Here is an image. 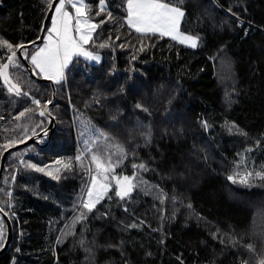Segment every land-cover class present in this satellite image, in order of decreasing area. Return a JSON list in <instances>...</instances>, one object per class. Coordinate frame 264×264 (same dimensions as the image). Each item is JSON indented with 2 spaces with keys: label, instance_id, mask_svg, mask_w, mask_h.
Wrapping results in <instances>:
<instances>
[{
  "label": "trees",
  "instance_id": "obj_1",
  "mask_svg": "<svg viewBox=\"0 0 264 264\" xmlns=\"http://www.w3.org/2000/svg\"><path fill=\"white\" fill-rule=\"evenodd\" d=\"M162 1L182 8L179 31L198 37L197 47L130 28L127 0H104L103 11L101 0H86V16L99 25L88 46L102 60L73 58L55 83L50 139L43 135L7 156L0 208L13 235L0 264H258L264 242L250 226L264 221L253 205L262 188L243 196L249 203L235 201L227 193V166L198 149L211 146L215 158L239 151L264 167V0ZM50 3L0 0V40L13 46L35 40ZM8 55L0 47V64ZM16 60L9 73L28 95L9 92L0 79V160L8 142L48 125L39 113L52 86L32 78L18 53ZM94 154L114 169L109 192L89 212L79 201L97 172ZM114 174L131 178L123 199ZM171 195L189 202L201 226L181 220L166 201ZM214 228L232 241L220 243L209 232ZM6 234L0 214V248Z\"/></svg>",
  "mask_w": 264,
  "mask_h": 264
},
{
  "label": "snow or ice",
  "instance_id": "obj_2",
  "mask_svg": "<svg viewBox=\"0 0 264 264\" xmlns=\"http://www.w3.org/2000/svg\"><path fill=\"white\" fill-rule=\"evenodd\" d=\"M103 2L101 0V11H103ZM71 5L75 9V25H73L74 17L65 10V5ZM128 16L126 23L130 28H134L136 32L143 34H159L160 36H171L173 39H179L180 43H186L191 47H197L198 37L184 35L179 32V26L185 13L181 7L174 6L169 3L162 2V0H127ZM56 15L52 18V28L48 29L49 35L45 37V44L39 48L35 54L31 55V63L39 73H43L47 79L59 83L64 79L65 69L68 67L70 61L74 56H83L89 60L98 61L99 57L93 55L84 49L83 45L88 44L92 40V33L99 26L91 23L86 16V10L82 0H59V4L55 6ZM103 23V21H101ZM75 33V35L73 34ZM55 37V38H53ZM106 44H101L100 47H106ZM0 47L7 48L10 55L7 56V62L0 64V78L8 85V91L14 92L16 95H28L22 93L19 83H13L9 76V68L16 67L18 62L16 60V49H24V45L13 46L6 40H0ZM143 51V48H141ZM135 59V57H133ZM37 106L40 105L39 100H33ZM52 103L51 101L47 102ZM137 107H141L137 105ZM27 111L21 112L23 117ZM47 111V104L44 105V110L40 111L39 115L44 116ZM35 135V133H33ZM102 135V134H101ZM22 142V141H20ZM89 141H85L86 148ZM5 148L12 147V142H8ZM123 151L122 149H118ZM77 160L81 157L77 156ZM92 162L95 164L97 175L92 177V186L88 189V201L84 203L83 207L91 212L100 198L107 193L111 185L103 182L107 180V173L112 170L111 164H106L100 155H92ZM60 163V162H57ZM65 168L71 167V164H64ZM29 167H35L29 165ZM143 167V165H140ZM37 171L43 172V168H37ZM51 174V173H49ZM253 175L247 173L241 177L240 183H248V176ZM256 176L264 179V172L255 173ZM58 178V177H57ZM119 189L116 195L121 199L128 196L133 189L131 178L129 177H113ZM230 180L233 177H229ZM95 194V199L93 196ZM3 208H0V212ZM83 215L79 219H83ZM59 242V241H58ZM251 245L249 248L251 249ZM264 264V260L260 261Z\"/></svg>",
  "mask_w": 264,
  "mask_h": 264
},
{
  "label": "rangeland",
  "instance_id": "obj_3",
  "mask_svg": "<svg viewBox=\"0 0 264 264\" xmlns=\"http://www.w3.org/2000/svg\"><path fill=\"white\" fill-rule=\"evenodd\" d=\"M82 3L84 5V7H85L86 0H82ZM57 4H59V1L56 3V5ZM65 10L68 11L74 17L73 25H75V15H76L75 9H73L71 7V5L66 4L65 5ZM55 15H56V12H55V7H54V10L52 12V16L50 18V23H49V25L47 27V30H46V33L44 35L42 43L39 46H36L32 50V52L30 54H28V61L30 62L31 65H32V63H31V55L35 54V52L39 48L44 46L45 37H47L49 35L48 29L52 28V26H53L52 18ZM90 21H91V23H94L92 20H90ZM180 33H182V32H180ZM73 34L75 35V33H73ZM183 34L184 35H188V34H185V33H183ZM188 36H191V35H188ZM53 38H55V37H53ZM83 47L88 52L92 53L95 56H98L99 60L98 61L89 60V59H87V58H85L83 56H74V57H80V58L84 59L85 61H87L89 63H92V64H98V63L101 62L102 55H101V53L99 51L91 49L88 46V44L83 45ZM72 60L70 61L69 65L71 64ZM69 65H68V67H69ZM32 66L35 69L34 65H32ZM35 70H36V73L38 75L44 76L43 73H39L38 69H35ZM61 82H59V83H61ZM229 98H231V96ZM230 130H233V127ZM239 134L242 135L240 132H239ZM234 140H239V137H237V139H234ZM211 150H212L211 146L203 145V149L202 148L198 149V152L201 153L202 151H206V153L210 155L212 160L216 161L221 168H223V166H227L224 169L225 172L229 171V173L227 174V178H226V183L228 185L227 193H229V195L235 201L246 202V201H249L248 198H246V197L243 198L244 195H247L246 193H251L252 191H254L257 188H262L260 190L261 191V197L255 198V203L256 204L253 203V205L256 206L257 208L258 207L262 208L263 212H264V189H263L264 188V179H261L260 177L255 175V173H257V172H264V167H261L260 165H258V162L255 159H245L244 156L239 151L235 152L233 155H227V156H221V157L215 158L213 155H211ZM247 173H252L253 174L251 176H248V178H247L248 179V183H246V184L245 183H240L241 177L245 176ZM94 175H97V172L93 173V174L91 173L89 175V177L87 178V182H86L85 188L83 190V193H82V195L80 197V201H79V204L82 207H83L84 203L88 201V189L92 186V177ZM106 175H107V180L103 181V182H105V183L110 185L108 180L111 177V174L108 172ZM186 175L188 176V173H186ZM229 177H233V179L230 180ZM108 192H109V189H108L107 193ZM107 193H105V194H107ZM95 198L96 197H95V194H94L93 199H95ZM239 198H243V199L242 200H238ZM169 199L171 201L172 207L175 208L174 210L176 211L177 215L181 216V220L182 219L185 220V221L186 220H190V221L196 222L198 225L201 226L202 222H198L200 220V217L195 213L194 209L191 208L189 202H187L185 199H182L181 196H176V195H171L170 197H168L166 199V201H168ZM246 203H249V202H246ZM153 205L154 204L150 205L149 209H151L153 207ZM78 209L82 210L83 208L78 207ZM262 214H263L262 212H259L260 217L262 216ZM143 217L144 216H141V218H143ZM173 220H172V222H173ZM164 222H165V220H164ZM73 224H74V220L70 219L68 221L67 225H66L67 229H69L71 232L73 231ZM250 229H251V231L255 232L253 234L254 236H258L259 240L261 242H264V221H261V219H259L256 223H254L253 225L250 226ZM209 232L211 233V235L213 237L215 235L216 238L219 239L218 241L220 243H221V241H226V240H227V242L232 241L230 237H227V239H224V236H226V234L224 232H222V231H219L217 228H214V229H212V231H209ZM238 239L240 240V238H238ZM82 241L84 243H86L87 239L83 238ZM256 258L258 259V264H260V261L264 260V251L261 252L259 257H256ZM57 264H60V263H57ZM242 264H247V263H246V261H244Z\"/></svg>",
  "mask_w": 264,
  "mask_h": 264
},
{
  "label": "water",
  "instance_id": "obj_4",
  "mask_svg": "<svg viewBox=\"0 0 264 264\" xmlns=\"http://www.w3.org/2000/svg\"><path fill=\"white\" fill-rule=\"evenodd\" d=\"M59 0H51V3H50V6L48 8V11L45 15V18L43 20V23H42V27H41V31H40V34L39 36L33 40V41H30V42H26V43H23L21 45H24V49L25 52L23 53V50L21 49H17V53L19 54L24 66L26 67L29 75L34 78L35 80H38V81H41V82H48L51 86H52V97H51V102L50 104L47 103V111H46V117L48 118V125L47 127L40 131L39 133L35 134V135H32L30 136L29 138H27L26 140L22 141V142H19L15 145H12V147L10 148H6L3 153H2V156H1V160H0V180H1V177H2V172H3V169H4V165H5V160L8 156V154L13 151V150H16L18 148H21L23 146H26L30 143H34V142H37L39 137L43 136V135H46L47 136V141L50 139L54 129H55V126H56V120L54 118V116L50 113V107L54 104V101H55V82L53 80H50V79H47L46 77L44 76H39L37 73L34 72L33 70V66L30 64V62L28 61V54H29V49L32 47V46H39L42 41H43V38H44V35H45V32H46V27L50 21V18L52 16V12L54 10V7L56 5V3L58 2ZM7 60L4 62L6 63ZM9 76L11 78V75L9 73ZM1 79V82L3 84V86L8 89V85H6L4 83V80L2 78ZM12 82L13 83H16L13 81V79L11 78ZM21 91H22V88H21ZM44 142V143H47ZM112 169H114L112 167ZM113 177H118L116 174L113 175ZM118 186V185H117ZM118 190L119 189V186H118ZM0 214L4 217V219L6 220V223H7V234H6V238H5V242L3 244V246L0 248V254L2 252H4L10 245L11 243V240H12V235H13V228H12V224H11V221L10 219L8 218L6 212L2 211L0 212Z\"/></svg>",
  "mask_w": 264,
  "mask_h": 264
},
{
  "label": "bare ground",
  "instance_id": "obj_5",
  "mask_svg": "<svg viewBox=\"0 0 264 264\" xmlns=\"http://www.w3.org/2000/svg\"><path fill=\"white\" fill-rule=\"evenodd\" d=\"M8 216V215H7ZM9 218V217H8Z\"/></svg>",
  "mask_w": 264,
  "mask_h": 264
}]
</instances>
